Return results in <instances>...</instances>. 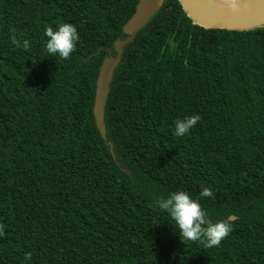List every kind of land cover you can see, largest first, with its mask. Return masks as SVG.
<instances>
[{
	"label": "trees",
	"instance_id": "obj_1",
	"mask_svg": "<svg viewBox=\"0 0 264 264\" xmlns=\"http://www.w3.org/2000/svg\"><path fill=\"white\" fill-rule=\"evenodd\" d=\"M137 1L0 0V264H264V26L204 28L161 0L113 70L103 137L96 76ZM62 22L68 59L44 48ZM176 190L231 223L219 246L181 241L155 204Z\"/></svg>",
	"mask_w": 264,
	"mask_h": 264
},
{
	"label": "water",
	"instance_id": "obj_2",
	"mask_svg": "<svg viewBox=\"0 0 264 264\" xmlns=\"http://www.w3.org/2000/svg\"><path fill=\"white\" fill-rule=\"evenodd\" d=\"M182 8L193 23L204 28L250 29L264 26V0H233L220 4L216 0H179ZM161 0H138L134 12L123 25L126 36L115 40V53L102 59L95 81L93 115L103 137L106 135L104 105L113 70L120 62L124 47L133 40L160 7ZM235 216H231L233 219Z\"/></svg>",
	"mask_w": 264,
	"mask_h": 264
},
{
	"label": "clouds",
	"instance_id": "obj_3",
	"mask_svg": "<svg viewBox=\"0 0 264 264\" xmlns=\"http://www.w3.org/2000/svg\"><path fill=\"white\" fill-rule=\"evenodd\" d=\"M44 48L48 56H59L61 59H68L75 51L76 43L79 40L77 28L68 22H62L55 26L44 29ZM11 42L17 48L29 49L30 42L24 39L18 41L15 33L11 34ZM200 120L199 114L186 115L174 121L173 135L176 137L185 136ZM213 192L208 187H203L200 197H211ZM156 206L166 212L173 222L176 233L181 241L200 242L204 248L219 246L221 241L232 231L231 223L226 219L212 221L203 210L199 199L192 197L184 190L169 192L166 197L155 201ZM4 225H0V236H3ZM30 260V254L26 255Z\"/></svg>",
	"mask_w": 264,
	"mask_h": 264
},
{
	"label": "bare ground",
	"instance_id": "obj_4",
	"mask_svg": "<svg viewBox=\"0 0 264 264\" xmlns=\"http://www.w3.org/2000/svg\"><path fill=\"white\" fill-rule=\"evenodd\" d=\"M220 4H228L231 3L233 0H216Z\"/></svg>",
	"mask_w": 264,
	"mask_h": 264
}]
</instances>
